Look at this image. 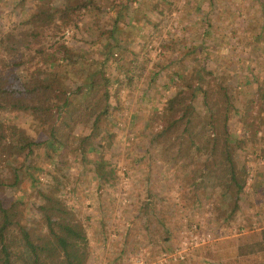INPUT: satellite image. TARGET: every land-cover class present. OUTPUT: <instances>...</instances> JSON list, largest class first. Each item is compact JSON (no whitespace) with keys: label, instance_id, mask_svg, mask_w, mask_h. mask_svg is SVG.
Listing matches in <instances>:
<instances>
[{"label":"rangeland","instance_id":"obj_1","mask_svg":"<svg viewBox=\"0 0 264 264\" xmlns=\"http://www.w3.org/2000/svg\"><path fill=\"white\" fill-rule=\"evenodd\" d=\"M130 1L127 13L120 18L126 22L130 17L129 23L120 22L117 36L147 47L144 76L131 90L121 92L122 104L107 126L110 136L104 140L96 137L94 141L100 144L97 151L85 153L88 161L101 154L102 159L112 163L116 177L100 186L97 179L90 178L92 163H79V152L69 159L70 179L77 174L80 183L66 202L87 225L88 264L264 262L263 257L236 259L237 241L249 240L251 232L264 227V0ZM61 2L53 0L50 5ZM32 4L33 0H0V36L12 30ZM121 4L122 0H100L102 11L84 12L77 28L67 27L56 38L83 52L82 65H101L100 47L105 45L107 28L116 17L114 8ZM111 55L108 64L101 66L107 74L115 75L119 73L117 61L126 62L116 52ZM204 61L207 69L224 74L223 80L235 96V106L239 109L246 104V113L232 112L228 122L229 130L244 139L236 152L248 170L240 208L229 223L212 220L213 204L219 201L212 179H206L205 188L198 190L197 197L202 201H192L189 187L181 185L180 167L162 163L143 128L148 112L160 109L175 87L170 79L179 78L171 74L189 77ZM53 64L49 69H29L28 76L53 77L54 70L65 72L69 68L59 56ZM150 69L156 74L148 84ZM62 82L73 85L68 76ZM0 114L4 119L14 117L35 140L41 137L43 126L35 116L15 108ZM87 132L85 127L83 133ZM37 163L46 165L41 157ZM38 172L44 187L48 175ZM19 194L28 201H39L34 192L25 190L24 183L13 198ZM142 201L151 202L154 209L144 216L140 210ZM194 235L202 239L193 240Z\"/></svg>","mask_w":264,"mask_h":264},{"label":"trees","instance_id":"obj_2","mask_svg":"<svg viewBox=\"0 0 264 264\" xmlns=\"http://www.w3.org/2000/svg\"><path fill=\"white\" fill-rule=\"evenodd\" d=\"M52 1L33 0L25 17L0 36V113L15 108L35 116L43 126L35 140L14 117L4 119L0 114V264H88L87 225L66 202L80 180L77 174L70 179L69 159L79 152V163L87 162L85 153L100 146L94 139L110 136L107 126L122 104L121 92L141 81L148 61L147 47L117 36L120 22L129 23L130 17L126 22L120 18L130 0L114 8L116 17L100 47L101 65L108 64L113 52L124 58L125 64L120 58L117 61L115 75L107 74L101 65H82L83 52L56 38L67 27L77 28L84 12L102 11L100 0H62L56 6L50 5ZM58 56L69 65L67 71L54 70L53 77L28 76L29 69L54 66ZM147 74L146 82L151 84L156 71L150 69ZM171 75L179 78L170 79L175 87L161 108L149 111L145 119L149 144L156 146L163 164L180 167L181 185L189 187L192 201H202L198 190L212 179L219 196L212 220L229 223L240 208L248 170L236 152L244 139L229 130L228 122L232 112L246 113V104L235 106L232 88L223 80L226 77L207 69L205 61L189 77ZM67 76L73 85L62 82ZM85 127L87 133H83ZM253 135L255 131L250 132ZM99 155L88 162L92 163L90 178L101 186L116 175L112 163ZM38 157L46 165H38ZM38 171L48 175L44 187ZM22 183L36 194L38 203L23 194L13 198ZM140 210L144 216L154 209L151 202L142 201ZM249 236L237 241L236 259L264 258V227Z\"/></svg>","mask_w":264,"mask_h":264},{"label":"built area","instance_id":"obj_3","mask_svg":"<svg viewBox=\"0 0 264 264\" xmlns=\"http://www.w3.org/2000/svg\"><path fill=\"white\" fill-rule=\"evenodd\" d=\"M195 237H194V239L193 240H195V239H202V237H198L197 235H194ZM191 241H192V239H191Z\"/></svg>","mask_w":264,"mask_h":264}]
</instances>
